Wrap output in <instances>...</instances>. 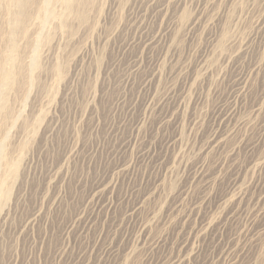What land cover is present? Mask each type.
Masks as SVG:
<instances>
[{"label":"rangeland","instance_id":"obj_1","mask_svg":"<svg viewBox=\"0 0 264 264\" xmlns=\"http://www.w3.org/2000/svg\"><path fill=\"white\" fill-rule=\"evenodd\" d=\"M74 8L0 1V264H264V0Z\"/></svg>","mask_w":264,"mask_h":264},{"label":"bare ground","instance_id":"obj_2","mask_svg":"<svg viewBox=\"0 0 264 264\" xmlns=\"http://www.w3.org/2000/svg\"><path fill=\"white\" fill-rule=\"evenodd\" d=\"M1 1V0H0ZM80 0H14L15 2V9L12 10L11 12V20H12V28L10 30L9 33V38L11 41V52L15 53V49H16V44H17V39L19 40V36L22 35L24 33V30L28 27V22L30 21L33 15V10L37 13V23L35 22V20H33L35 23V27L39 32L41 33L40 35L43 36V33L46 31L45 29L47 28L46 24L48 23V20L50 19H55V17L57 16L56 11H55V5L56 3H62L66 10H68L69 13H72L74 11V7L77 5V2ZM5 2V1H4ZM8 7V6H7ZM10 7V6H9ZM35 7V8H34ZM35 14V13H34ZM31 24V23H30ZM49 24V23H48ZM31 26V25H30ZM29 26V28H30ZM28 30V29H27ZM30 31V30H29ZM27 32V31H26ZM39 35V34H38ZM48 36V35H47ZM26 38H28L27 36H25ZM36 37V36H35ZM46 37V36H44ZM43 37V38H44ZM42 38V37H41ZM36 39V38H35ZM45 39V38H44ZM39 39L34 40V42L37 44L39 42ZM33 41V40H32ZM43 41V40H42ZM9 42V41H8ZM40 43V42H39ZM38 43V44H39ZM35 45V44H34ZM40 45V44H39ZM18 47V46H17ZM36 47V46H35ZM34 47V48H35ZM8 48V47H7ZM17 50V49H16ZM33 50V49H32ZM18 51V50H17ZM35 51V49L33 50ZM32 51V52H33ZM13 54V53H12ZM34 54V53H33ZM32 54V55H33ZM37 53H35V55L33 56L32 59V64L30 63V65H34L37 66L38 65V56H36ZM40 56V55H39ZM40 58V57H39ZM7 60H15V58L13 59V56H9V58H4V53H2L0 51V84L2 86H10L11 83H15L16 78L18 77V75H16L15 73L17 72H13L10 71L9 69H6L5 63ZM30 60V59H29ZM40 60V59H39ZM31 62V61H30ZM16 63V62H15ZM14 65V64H13ZM21 65V64H20ZM9 66V64H8ZM26 67V64L24 65ZM33 66V67H34ZM23 67V66H20ZM23 67V68H25ZM28 67V66H27ZM30 67V66H29ZM38 67V66H37ZM35 67V69L37 68ZM8 68V67H7ZM13 68V67H12ZM19 68V67H18ZM21 68V69H23ZM20 69V68H19ZM28 69V68H27ZM30 69V68H29ZM34 70V69H33ZM25 71V69H24ZM19 72H22L21 70ZM28 72V71H27ZM34 72V71H33ZM18 73V72H17ZM30 73V72H29ZM33 74V73H32ZM17 76V77H16ZM32 78V77H31ZM1 89V88H0ZM4 89V87H3ZM1 89V90H3ZM5 91V90H3ZM3 91L2 93H0V111H2L3 109L6 108V104L4 101V96L3 95ZM1 92V91H0ZM8 107V106H7ZM9 108V107H8ZM11 109V108H10ZM6 112V111H5ZM21 115V114H20ZM17 120V119H16ZM4 137V136H3ZM6 138H9V133L6 134ZM5 142V141H4ZM3 142L0 143V159L3 156L2 155V149H3ZM4 150V149H3ZM3 160V159H2ZM210 225V224H209Z\"/></svg>","mask_w":264,"mask_h":264}]
</instances>
